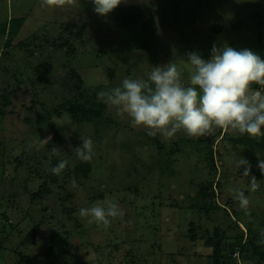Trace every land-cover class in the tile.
I'll use <instances>...</instances> for the list:
<instances>
[{"label":"rangeland","instance_id":"1","mask_svg":"<svg viewBox=\"0 0 264 264\" xmlns=\"http://www.w3.org/2000/svg\"><path fill=\"white\" fill-rule=\"evenodd\" d=\"M131 6L144 15L140 25L124 26L118 12ZM17 19L24 22L7 45L3 27ZM214 44L264 59V0H124L107 16L91 0H0V264H214L217 245L225 264H264V175L257 167L264 136L223 129L150 136L97 99L124 78L147 79L152 67L170 62L187 83V54L208 60ZM73 73L83 86L77 99L103 107L93 121L68 113L70 123L53 119L66 113V81L78 84ZM49 136L47 145L28 149ZM82 138L94 142L91 161L74 151ZM240 158L260 182L255 192L236 167ZM61 160L68 164L55 175ZM203 185L214 196L205 199ZM236 188L249 199L250 216ZM105 198L124 213L108 228L79 215Z\"/></svg>","mask_w":264,"mask_h":264},{"label":"clouds","instance_id":"2","mask_svg":"<svg viewBox=\"0 0 264 264\" xmlns=\"http://www.w3.org/2000/svg\"><path fill=\"white\" fill-rule=\"evenodd\" d=\"M94 12L107 16L114 12L124 0H91ZM43 4H52L53 0H42ZM187 83L184 82V70L175 62L164 66L152 67L147 79L124 78L119 86L97 93V99L126 114L134 127L149 129V135L157 133L172 138L182 131L189 137H203L213 134L217 129L233 131L249 137L264 136V59L250 49L236 50L230 46H212L211 58L203 59L196 52L187 54ZM253 85L258 86L254 89ZM199 89V91H198ZM70 123V117L64 113L61 118ZM51 137L33 140L28 149L39 144L47 145ZM82 144L74 151L82 161H91L94 142L91 138H82ZM53 151H56L53 148ZM260 172L264 175V159L258 158ZM68 162L61 160L51 169L55 175L66 168ZM236 167L243 169V176H250V191L260 186L256 177L251 175V165L240 158ZM72 186L77 187L75 177ZM235 198L245 215L250 201L243 190L234 189ZM123 210L118 203L105 198L91 207L80 208L81 217L90 218L108 228L112 219L122 218ZM264 236V232H261ZM264 244V239L258 241Z\"/></svg>","mask_w":264,"mask_h":264},{"label":"trees","instance_id":"3","mask_svg":"<svg viewBox=\"0 0 264 264\" xmlns=\"http://www.w3.org/2000/svg\"><path fill=\"white\" fill-rule=\"evenodd\" d=\"M118 13H119V16L121 17V20H122V23L124 24V26L140 25L139 21L142 19L143 15H144V11L139 6L125 7V8L120 9ZM23 22H24L23 19H21V20L17 19V21L12 20L11 24L14 28L11 27V24H10V26L6 24L3 27L2 33L6 34L8 37L10 36L9 39H7V41H6L7 45H11L12 39L14 38V36H16L17 30L20 28V26ZM67 45H64L61 47L65 48V47H67ZM70 47H72V46L70 45ZM73 77H75L77 79L78 84L74 85L75 82L72 81L71 83H69L68 80L66 81V87L69 90L68 94H70L71 98H65L62 102V107L63 108L65 107V112L68 113L73 118H78V117L84 116V117H87L89 121H93L96 118H98L99 115L102 113L103 107L100 106L99 103H96V102L88 103L87 100L85 102V99L81 98V97L79 99H77V97L75 95H77L80 92H83L82 91L83 86H82V84L79 83L82 80L76 73H73ZM55 112L59 113L58 110H53L51 115L52 114L54 115ZM44 119H45L44 115L42 116L41 114H39L38 120H37L38 124H41L42 121L44 122ZM250 141L253 143V140H251V139L246 140L247 143ZM174 154H176V152H174ZM89 171H90V169L88 166L87 172H89ZM256 172H258V171H256ZM260 174H261V172H258V175H260ZM261 176H262V174H261ZM204 187H205V185H203V188H202V195L204 197H206L205 199H207L208 196H210L211 192L209 193L208 190L210 191V189H208L206 187H205L206 188L205 189ZM47 188H48V183L46 182L40 188V192L37 196L41 197L43 194L47 193V191H48ZM212 196H214V195L212 194ZM208 244H209L208 247L211 248L212 247L211 241L208 242ZM251 244H255V242L251 241ZM247 248H248L247 246L245 248L241 247L240 253L242 252L244 256L248 255V253L245 254V251H244ZM222 254H223V251L217 245V249L215 250L214 264H225L223 262V259H222L223 258ZM256 256L261 257V255L259 253L256 254Z\"/></svg>","mask_w":264,"mask_h":264},{"label":"built area","instance_id":"4","mask_svg":"<svg viewBox=\"0 0 264 264\" xmlns=\"http://www.w3.org/2000/svg\"><path fill=\"white\" fill-rule=\"evenodd\" d=\"M238 257H239V253H235L234 258H238Z\"/></svg>","mask_w":264,"mask_h":264},{"label":"water","instance_id":"5","mask_svg":"<svg viewBox=\"0 0 264 264\" xmlns=\"http://www.w3.org/2000/svg\"><path fill=\"white\" fill-rule=\"evenodd\" d=\"M198 91H199V89H198Z\"/></svg>","mask_w":264,"mask_h":264},{"label":"crops","instance_id":"6","mask_svg":"<svg viewBox=\"0 0 264 264\" xmlns=\"http://www.w3.org/2000/svg\"><path fill=\"white\" fill-rule=\"evenodd\" d=\"M222 137V136H221Z\"/></svg>","mask_w":264,"mask_h":264}]
</instances>
